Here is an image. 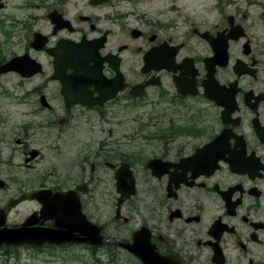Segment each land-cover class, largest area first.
<instances>
[{"label": "flooded vegetation", "instance_id": "1", "mask_svg": "<svg viewBox=\"0 0 264 264\" xmlns=\"http://www.w3.org/2000/svg\"><path fill=\"white\" fill-rule=\"evenodd\" d=\"M247 3L255 14L171 21L169 0H0V67L16 61L0 86L16 82L26 107L0 131V168L52 156L67 172L0 199L7 218L33 205L7 226L36 213L31 229H53L30 195L71 191L59 199L79 201L108 240L22 247L75 246L95 258L142 229L179 264H264V0ZM167 117L180 125L149 131ZM116 176L136 193L119 208ZM0 180L6 189L13 179L0 169Z\"/></svg>", "mask_w": 264, "mask_h": 264}, {"label": "rangeland", "instance_id": "2", "mask_svg": "<svg viewBox=\"0 0 264 264\" xmlns=\"http://www.w3.org/2000/svg\"><path fill=\"white\" fill-rule=\"evenodd\" d=\"M169 6L171 21L255 14V12H257L256 10L254 11L248 8L247 0H169ZM156 7L161 10L163 4L162 6L158 5ZM11 81L14 82L13 80ZM11 81L10 83L4 82L5 84L0 86V122L3 121L4 123V125L0 127V131L11 128L23 121L24 116L22 115L26 110L25 106H20L16 102L18 100L16 97H18L20 93L18 90L15 91L16 82L13 84ZM132 114L137 116L134 112ZM171 119V117L161 118L158 124L156 126L152 125L149 131L153 133L158 128L166 129L169 124L174 126L180 125V121L176 120V118H173V120ZM144 121L145 118L143 119V122ZM133 124H135V122L131 125ZM125 129L126 126L119 128L117 133L113 136L122 139V137H125L123 135L126 133ZM105 136L109 137L107 132H105ZM155 143H157L156 140ZM1 144L2 143H0V148H2ZM119 144H121L123 148L129 147L128 142L125 143L124 140L120 141ZM6 150L7 149H4V151ZM8 153L9 152L6 151L4 156H7ZM0 169L4 175L11 176V179H13L6 185V189H0V199L20 194V192H31L32 190L38 189L43 180L50 181L51 185L59 183L58 178L64 173L60 171V161L55 160L52 156H48L46 160L39 162L37 165L27 170L13 167H2ZM50 171L57 173L58 176H50L49 178L48 172ZM64 174L66 176L67 172ZM60 183H68V178H63ZM131 204L134 206L136 205L134 201ZM32 206L33 205L28 203H23L21 206L12 210L7 218L8 225L21 222V219L31 211ZM96 258L98 260H93V257L83 252L81 248L79 249L75 246H71L66 250L46 249L42 251H33L25 247L0 248V264H138L128 253L117 248L115 249V254H112V256L99 252Z\"/></svg>", "mask_w": 264, "mask_h": 264}, {"label": "water", "instance_id": "3", "mask_svg": "<svg viewBox=\"0 0 264 264\" xmlns=\"http://www.w3.org/2000/svg\"><path fill=\"white\" fill-rule=\"evenodd\" d=\"M12 65L13 62L4 64L3 67H0V74L13 70ZM35 155L36 152L32 154V157H35ZM157 162H159V160L155 161V166ZM152 163L154 162H150L148 166L151 167L153 171H155L156 168H152ZM116 179L118 182L116 191L120 194L117 205L120 207V204L124 202V199H129L135 194L134 183L133 181L125 182L120 179L119 176H116ZM0 188H3L2 181H0ZM70 193L71 191H68V194ZM60 195L61 194L59 193H55V195L52 197L50 191H37L32 193L30 196L31 199H36L42 205V209L40 211L41 218L43 220H54V230H42L40 228L31 229L30 227L33 226L35 222H37V220H35L36 213H33V215L27 217L26 221L22 223L20 227L6 228L4 211L0 210V246L3 244L8 246H21L22 244H27L30 246H42L45 244V242L55 245L68 243L78 244L80 242H86L90 245L102 244L104 239L100 236V229L94 225H91L94 229V233L91 234V237L90 234H88L87 238L85 237L84 239H78L75 233L79 232L81 229V232L84 233V235L87 234L88 231L85 229L89 227V224L86 222L85 218L81 216L79 204L70 203L69 205L65 206L64 202L59 199L61 197ZM20 200H23V198ZM20 200L18 202H20ZM9 205L13 206L14 204L10 202ZM78 217L81 218L80 229H77L79 223ZM115 244L120 246L123 250L130 252L138 260V262H141L142 264H179L177 261L174 262L170 258L162 256L160 257L159 254L153 249V246L149 243V238L143 236L142 231H137L134 233L133 243L115 241Z\"/></svg>", "mask_w": 264, "mask_h": 264}]
</instances>
